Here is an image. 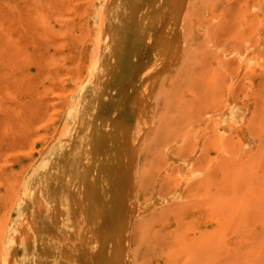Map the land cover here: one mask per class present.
Returning a JSON list of instances; mask_svg holds the SVG:
<instances>
[{"label":"rangeland","instance_id":"374dc122","mask_svg":"<svg viewBox=\"0 0 264 264\" xmlns=\"http://www.w3.org/2000/svg\"><path fill=\"white\" fill-rule=\"evenodd\" d=\"M186 260L264 264V0H0V264Z\"/></svg>","mask_w":264,"mask_h":264},{"label":"bare ground","instance_id":"6f19581e","mask_svg":"<svg viewBox=\"0 0 264 264\" xmlns=\"http://www.w3.org/2000/svg\"><path fill=\"white\" fill-rule=\"evenodd\" d=\"M163 20H165V18H163V19L161 18V19L158 20V19H156V18L153 17V18H150V19H148L147 21H145L144 25H145V26H148V28H151V29H152V28H155L157 25H159L161 22H163ZM140 39H141L140 36L137 37L136 43H139V42H140ZM185 199H186V198H185ZM189 201H190V200H189ZM189 201L187 200V201H185V202H186V203H187V202L189 203ZM205 201H206V200H205ZM205 201H203V203H204ZM188 203H187V204H188ZM200 203H201V202H200ZM187 204H186V206H187ZM184 205H185V204H184ZM192 205H193V204H192ZM195 205H196V204H195ZM198 205H201V204H198ZM179 207H180V206H179ZM184 207H185V206H184ZM187 207H188V206H187ZM228 208L230 209L231 206L228 207ZM235 208H236L237 210H239V209H238L239 207H234V209H235ZM232 209H233V207L231 208V210H232ZM211 234H213V233H210V234H209V237H207V238L205 237V238L207 239L206 241H208V240L210 239ZM202 235H203V234H202ZM199 237H200V236H199ZM205 238H204V239H205ZM208 238H209V239H208ZM201 240H203V239L201 238ZM201 240H200V241H201ZM210 241H211V240H210ZM202 242H204V241H202ZM202 242H200V245H202V247H204V246L206 245L205 248H207V247H208V246H207L208 242H205V243H202ZM201 243H202V244H201ZM206 243H207V244H206ZM189 248H190V247H189ZM205 248H204V249H205ZM195 251H196V250H195ZM195 251H194V252H195ZM187 252H188V251H187ZM197 253H198V252H197ZM191 254H193V252L190 253V251H189V255H191ZM194 254H196V252H195ZM194 254H193L192 256H196V255H194ZM187 257H189V256H187ZM190 260L193 261L194 259H193V260L190 259ZM186 261H187V263H188L189 260H186ZM196 261H197V260H195L194 263H195ZM189 262H190V261H189ZM185 263H186V262H185ZM188 264H191V263H188ZM192 264H193V262H192Z\"/></svg>","mask_w":264,"mask_h":264}]
</instances>
